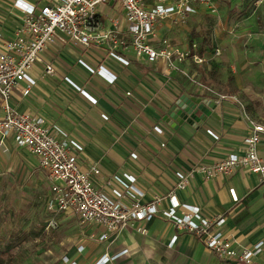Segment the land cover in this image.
Here are the masks:
<instances>
[{
    "label": "crops",
    "instance_id": "obj_1",
    "mask_svg": "<svg viewBox=\"0 0 264 264\" xmlns=\"http://www.w3.org/2000/svg\"><path fill=\"white\" fill-rule=\"evenodd\" d=\"M14 1L0 0V50L3 41L12 37L22 21L23 13L14 6ZM23 1L37 7L43 2ZM109 9L105 14L97 9L102 26L113 27L117 21V28L125 31L126 24L121 25L120 18L109 16ZM203 10L199 8L196 14L188 16H197ZM172 21L158 23L157 36L152 42L155 47H161L159 39L167 38L163 31L170 30ZM118 52L129 61L128 65L109 57L106 44L85 47L59 35L40 53V60L29 71L36 81L31 93L23 96L18 87L11 99L18 109L44 116L76 139L83 146L78 154L81 168L98 167L99 174L93 176V180L102 190H109L106 182L113 174L129 173L136 177L135 185L143 192L142 203L150 202L154 196H166L175 186L176 171L186 172L198 164H212L229 153H243V140L250 131L251 121L264 124V96L260 93L263 76L258 77L259 87L253 90L248 84L254 74L252 71H244L242 75L234 73L233 81L228 82L214 79L216 73L209 67L198 72L190 63L192 58L178 63L185 75L168 68L161 58L149 63L137 57L131 47H118ZM78 59L93 68L103 66L107 73L115 75V80L109 83L90 73ZM46 64L53 65L52 74L45 73ZM64 77L94 97L96 103H90L65 82ZM20 85L24 86V82ZM183 94L214 103L215 108H211L202 125L194 127L183 122L174 128L162 120ZM102 114L108 118L103 119ZM154 126H160L163 132L155 133ZM4 143L7 151H0V159L6 165H11L18 155L20 162L40 168L38 158L17 147L12 137ZM258 151L264 160L263 143L259 144ZM132 153L136 158L131 157ZM231 190L237 201L233 200ZM174 193L181 204L198 207L205 217H223L220 230L238 249H252L262 242L261 251L253 257L252 263L264 264V188L257 174L236 169L230 175L206 179L195 173L186 188ZM168 206L166 198L159 201L158 212L143 223L144 234L128 227L100 240L102 227L86 226L81 230L83 240L62 251L56 264H94L102 256L113 257L106 264H232L233 261L240 264L233 259H219L199 237L165 218L162 212ZM184 211L180 207L177 214L182 215ZM64 214L57 216L58 222Z\"/></svg>",
    "mask_w": 264,
    "mask_h": 264
},
{
    "label": "built area",
    "instance_id": "obj_2",
    "mask_svg": "<svg viewBox=\"0 0 264 264\" xmlns=\"http://www.w3.org/2000/svg\"><path fill=\"white\" fill-rule=\"evenodd\" d=\"M42 1L39 7L23 0L14 1V6L23 13L22 21L12 37L3 41L0 50V151H7L4 141L12 137L17 147L26 149L38 158L54 198L48 206L54 213L49 225L57 223V214L75 212L80 225L102 227L103 232L98 236L100 240L107 238L108 234L119 233L128 227L144 234L146 227L143 223L158 212L157 204L166 198L169 206L162 215L175 226L185 228L199 237L221 260L233 259L245 264L252 263L253 257L261 251L262 242H258L252 249H238L234 241L226 238L220 230L224 222L223 217L203 216L198 207L181 204L174 191L186 188L195 173L210 179L230 175L236 169H245L257 174L259 183L264 188V160L258 151L259 144H264L263 123L251 121L250 131L243 140V153H229L212 164H198L186 172L176 171L175 186L166 196H154L150 202L142 203L140 199L143 192L136 187L134 175L113 174L106 182L108 191L97 187L93 176L99 174L98 167L92 165L88 170H83L78 162V154L83 151V146L57 124L49 122L42 115L22 111L11 101L13 92L18 87H21L23 96L31 93L36 81L29 71L40 60V53L59 35L85 47L90 44H106L108 56L124 65H128L129 61L118 52V47H131L137 57L144 58L149 63L161 58L168 68L187 75L178 63L187 58L202 61V56L192 52V48L195 50V43L184 51L172 46L167 38H162L159 39L161 47H155L152 42L157 36L156 27L163 20L184 19L188 15L196 14L199 8L217 11V0ZM110 1L120 3L127 22L125 31L117 28V21L113 27L102 26L97 6ZM253 4L255 7L264 6V0H254ZM219 55L220 50L214 49L213 56ZM78 63L109 83L115 80V75L107 73L103 66L93 68L82 59H78ZM44 71L46 74H52L53 65L46 64ZM64 81L78 90L90 103H96L94 97L80 89L70 78L64 77ZM22 82L24 86L20 85ZM102 118L108 117L102 114ZM153 131L157 134L163 132L160 126H154ZM208 133L217 137L210 130ZM131 157L136 158V154L132 153ZM231 195L233 200H238L232 190ZM180 207L185 209L182 215L177 214ZM175 239L176 236L172 242ZM112 258L102 256L94 264H106ZM64 261L68 262L65 258Z\"/></svg>",
    "mask_w": 264,
    "mask_h": 264
},
{
    "label": "rangeland",
    "instance_id": "obj_3",
    "mask_svg": "<svg viewBox=\"0 0 264 264\" xmlns=\"http://www.w3.org/2000/svg\"><path fill=\"white\" fill-rule=\"evenodd\" d=\"M253 1L217 0V11L203 10L197 16L173 20L163 34L184 51L195 43L192 52L203 59L190 63L198 72L209 67L216 80L231 82L234 73L252 71L248 84L255 90L258 77L263 76L260 93L264 96V6L255 7ZM97 9L103 14L109 9V16L127 26L118 1L100 3ZM216 48L220 50L217 57L213 56ZM53 201L43 170L20 162L18 155L9 166L0 159V264H56L62 251L83 240L85 226L75 212L64 214L60 222L57 214V223L49 225L54 213L48 206Z\"/></svg>",
    "mask_w": 264,
    "mask_h": 264
},
{
    "label": "water",
    "instance_id": "obj_4",
    "mask_svg": "<svg viewBox=\"0 0 264 264\" xmlns=\"http://www.w3.org/2000/svg\"><path fill=\"white\" fill-rule=\"evenodd\" d=\"M110 3H112V1H110ZM211 108H215L211 100L196 98L194 96L188 97L183 94L174 101L168 112L163 115L162 120L174 128L183 122L197 127L205 122L207 116L211 112ZM231 263L235 264L236 261Z\"/></svg>",
    "mask_w": 264,
    "mask_h": 264
}]
</instances>
